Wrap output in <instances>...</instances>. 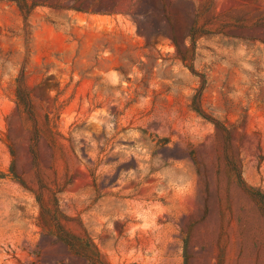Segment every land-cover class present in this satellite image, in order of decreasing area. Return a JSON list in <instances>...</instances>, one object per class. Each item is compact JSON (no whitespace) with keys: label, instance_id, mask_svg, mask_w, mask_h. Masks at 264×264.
Listing matches in <instances>:
<instances>
[{"label":"rangeland","instance_id":"obj_1","mask_svg":"<svg viewBox=\"0 0 264 264\" xmlns=\"http://www.w3.org/2000/svg\"><path fill=\"white\" fill-rule=\"evenodd\" d=\"M0 264H264V0H0Z\"/></svg>","mask_w":264,"mask_h":264}]
</instances>
